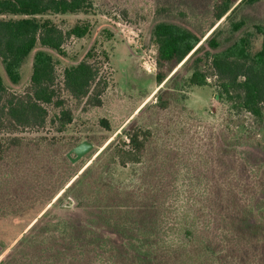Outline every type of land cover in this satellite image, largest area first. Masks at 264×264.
<instances>
[{
    "label": "trees",
    "instance_id": "trees-1",
    "mask_svg": "<svg viewBox=\"0 0 264 264\" xmlns=\"http://www.w3.org/2000/svg\"><path fill=\"white\" fill-rule=\"evenodd\" d=\"M236 2L215 0L212 7L214 22L222 19ZM91 7L90 0H0V63L9 83L18 85L21 82V69L33 53L29 85L24 92H10L0 74L2 215L9 214V206L26 208L33 204L34 199L22 194L27 179L23 174L33 172L28 159L33 153L31 147L35 149L37 145H30L16 135L45 127L49 117L48 106L62 108L53 53H62L67 38L80 39L88 33L87 26L76 24L63 31L51 20L41 17L87 12ZM228 25V32L233 34L240 30L242 23L229 20ZM254 30L255 33L246 32L223 48L217 39L218 32L214 31L199 47L200 36L180 25L160 22L152 31L156 46L154 79L159 89L145 110L161 115L173 102L179 105L180 110H185L182 89L211 86L214 88V100L228 111L226 129L218 135L220 145H214L217 159L213 162L207 160L205 166L194 163L189 168L193 181L188 193L196 198L199 205L193 216L182 208L177 209L171 219L166 216L170 210L167 197L176 191L177 172H180L175 164H185L184 153L160 143L158 128L151 130L135 126L126 130L127 127H123L120 135L125 137V141H110L96 159L100 164L94 163L90 174L86 175L84 170V173L67 177L73 178L68 182L69 187L82 181L97 188L95 193H87L83 197L73 193L75 207L102 208L100 211L110 227L135 240L138 248L134 251L135 256L117 254L112 245L106 247L105 242H100L92 249L90 257L84 258L78 245L80 240L74 247L77 250L75 254L70 255L67 246L57 250L50 243V238L63 226L48 218L39 227L38 235L21 241L12 254L8 252L0 258V264H142V257L150 264H264V225L252 222L254 210L264 221V202L257 201V195L264 194V169L259 170L260 173L253 170L248 176H241L245 173L242 168L246 161L239 151L234 150L235 144L241 141L262 146L255 142L253 136L247 137L248 129L244 122L231 119L233 115L248 116L254 126L252 134L264 137V22L255 25ZM255 35L261 37L257 51L252 49ZM191 52L194 54L185 65L189 76L182 77L174 70ZM98 71L88 60L65 67L63 91L72 100L85 99L92 102V106H99L106 83L99 86ZM53 118L63 131L71 123L72 114L69 110L60 109ZM45 152L50 155L46 149ZM37 154L41 155L37 160L38 170L43 172L44 168L43 174L47 175L45 167L49 166V157L44 156L43 151ZM61 161L65 170H72L73 164L67 155H63ZM128 164H144L147 171L145 186L126 195L100 185L103 165L125 167ZM217 173H223V176L219 177ZM36 174L40 176L39 172ZM60 182L63 184L65 180L62 181L61 177ZM52 198L54 196L46 200ZM70 231L73 232L67 229L62 233L70 238ZM131 246L134 245L130 242ZM20 247L30 251L21 252Z\"/></svg>",
    "mask_w": 264,
    "mask_h": 264
},
{
    "label": "rangeland",
    "instance_id": "rangeland-1",
    "mask_svg": "<svg viewBox=\"0 0 264 264\" xmlns=\"http://www.w3.org/2000/svg\"><path fill=\"white\" fill-rule=\"evenodd\" d=\"M90 2L92 7L87 12L50 14L41 17L51 20L63 31L76 24L87 26L88 33L80 39L67 38L62 53H53L57 62L56 83L60 89L58 91L60 98L63 100L62 108L48 106L49 117L45 127L25 130L16 135L30 142V145H37L35 149L30 146L33 153L28 160L34 173L24 172L23 175L27 179L22 192L34 200L33 204L25 206L26 208L14 205L7 207L8 215L0 213V258L8 252L12 254L24 239L38 235L39 227H42L48 218L53 223L62 225V230L72 229L74 232L70 231L69 238L65 233L63 235L62 230L54 229V237L50 238V243L57 250L67 246L68 253L75 254L77 250L74 247L77 240H80L78 245L84 253V258L91 255L92 249L100 242H105L106 247L112 245L117 254L135 256L134 251L138 249L135 240L124 237L115 228L110 227L100 211L102 208L75 207L76 195L83 197L87 193L93 194L97 188H92L82 181L69 187L68 182L73 178L67 177L79 175L84 170L87 171L86 175L90 174V170L95 167L94 163L100 164L96 163V159L110 141L117 139L125 141V137L120 135L123 127H127L126 130L135 126L149 127L151 130L158 128L160 143L184 153L185 164L184 162L175 164L180 172H177L179 175L176 191L169 193L167 197L171 211L169 210L166 216L171 219L179 208L185 209L193 216L199 205L196 198L188 193L193 181V174L189 168L194 163L205 166L207 160L213 162L217 159L218 154L214 151V145L215 147L220 145L218 135L226 129L228 111L214 100V88L211 86H191L182 89L185 110H180L175 102L161 115L145 110L159 89L154 79L156 46L151 37L153 28L160 22L185 27L200 36L198 47L205 44L206 38L213 31L218 32L217 39L223 48L246 32L255 33L254 26L264 22V0L254 2L237 0L231 10L217 22H214L212 14L215 0H90ZM229 20L241 22L240 30L233 34L229 33ZM260 46L261 37L255 35L252 39L253 51L259 50ZM193 54L194 52H191L176 67L175 73L182 77L189 76L185 65ZM32 56L33 53L21 69L22 79L18 85L9 83L0 63V74L10 92L22 93L28 88ZM83 60H88L98 68L99 86L106 83L99 106H92V102L85 99L72 100L62 89L64 68ZM210 83H213V79H210ZM60 109L69 110L72 114L71 123L65 126L63 131H60L59 122L53 118ZM132 118L134 119L130 122ZM231 119L244 122L248 129L247 137L253 136L255 142L262 146L261 148L253 142L244 141L235 144L234 150L239 151L246 161L244 169L242 168L245 173L241 176H248L253 170L260 173L259 170L264 169V137L252 134L254 126L248 116L233 115ZM82 141L91 143L93 148L72 163V170H65L61 166L62 156L70 153ZM45 149L49 156L45 154ZM39 151H43L44 156L49 157V166L45 167L47 175L43 174L44 168L43 172L38 170L40 165L37 160L41 157L37 154ZM71 157L73 158L74 154H71ZM38 172L39 177L36 174ZM146 175L144 164H128L125 167L103 165L100 169L99 183L101 186L106 185L129 195L146 185ZM217 175L222 177L223 173ZM61 177L62 181L65 180L63 184L60 182ZM50 196L54 198L46 200ZM257 198V201L264 202V194L257 195ZM14 211L17 213H13ZM201 222L205 224L203 216ZM252 222L264 225L256 210L253 211ZM66 238H69L71 243ZM130 242L134 246L129 247ZM19 249L24 253L26 250L30 251L27 248ZM141 259L144 260L142 264H150L147 259L143 257Z\"/></svg>",
    "mask_w": 264,
    "mask_h": 264
},
{
    "label": "water",
    "instance_id": "water-1",
    "mask_svg": "<svg viewBox=\"0 0 264 264\" xmlns=\"http://www.w3.org/2000/svg\"><path fill=\"white\" fill-rule=\"evenodd\" d=\"M93 145L87 141H82L77 146H75L70 153L67 154L68 159L71 163H74L85 156L91 149ZM71 154H74V157H71Z\"/></svg>",
    "mask_w": 264,
    "mask_h": 264
}]
</instances>
